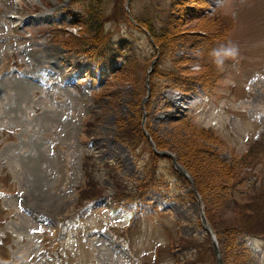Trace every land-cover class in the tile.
Instances as JSON below:
<instances>
[{
    "label": "rangeland",
    "instance_id": "374dc122",
    "mask_svg": "<svg viewBox=\"0 0 264 264\" xmlns=\"http://www.w3.org/2000/svg\"><path fill=\"white\" fill-rule=\"evenodd\" d=\"M173 1L103 0L118 79L74 0H0V264H264V0Z\"/></svg>",
    "mask_w": 264,
    "mask_h": 264
},
{
    "label": "trees",
    "instance_id": "16d2710c",
    "mask_svg": "<svg viewBox=\"0 0 264 264\" xmlns=\"http://www.w3.org/2000/svg\"><path fill=\"white\" fill-rule=\"evenodd\" d=\"M183 1L187 2V4H189L188 2H190V0H183ZM177 2L181 4V1L174 0L172 5L173 8H177L180 6ZM74 4H77L82 9L81 10L82 15L79 21L77 22L78 26H80L81 28V35L72 38L73 40L71 39L70 41L68 39L64 46L71 52L75 51L73 52L75 54L82 55L83 57L88 59L90 58V60H93L94 63L96 64H99L101 66L107 65L106 67L114 70V78L116 77L119 79L123 75L130 76L133 70L135 69L136 65L139 67L138 61H136L137 56L133 55V51L124 52V54L127 55H124L126 56V59L124 60L122 65L119 66V68L117 65H114L113 60H115L114 57L116 55L115 54L116 51L113 50L114 46H112L109 43L110 38L108 34H106L104 31L105 30L104 26L107 23L108 14L106 13L107 7L105 6V4H103V0H74ZM187 7L189 6L186 5V8ZM140 25L143 26V28L154 37V39H157L162 49L166 48V45L170 41V39L172 40L173 38V40H175L174 36L176 37L179 36L180 26H181V24H178V26L172 30V28L167 27L168 24L166 22H163L162 29L160 31H157L153 27V25L147 21L146 22L141 21ZM207 37L209 39L205 40L206 48L204 47V52L208 50L209 45L212 43L211 41H213V37L211 33ZM147 67L148 70L151 68L150 66ZM147 67L146 68L144 67V71L145 69L147 70ZM155 71L156 69H154L152 74H154ZM190 86L194 87V89H196L197 87L207 88V86H203L200 83L194 81L190 83L186 81L183 84L182 88L184 90L187 89L189 90ZM141 121L142 118H140V125L142 124ZM178 162L182 166H184L189 173H192L189 165L183 164L182 162H180L179 159ZM194 178L196 182L195 185L199 187L198 180H196L197 179L196 175ZM207 179L210 180L209 178ZM222 187L228 189L226 184L222 185ZM199 194L201 195L200 189H199Z\"/></svg>",
    "mask_w": 264,
    "mask_h": 264
},
{
    "label": "water",
    "instance_id": "95a60500",
    "mask_svg": "<svg viewBox=\"0 0 264 264\" xmlns=\"http://www.w3.org/2000/svg\"><path fill=\"white\" fill-rule=\"evenodd\" d=\"M147 136H148L149 140L151 141L150 136H149L148 134H147ZM166 155H167L168 157H171V158L173 159V163H174L175 166H177L178 168L180 167V166L178 165L177 161L175 160V158H174L171 154L166 153ZM179 171H180L183 175H185L184 170H182L181 168H179ZM214 247H215L216 254H217V256H218V260H220V258H221V257H220V252H219V249H218V246H217V243H216V242H214Z\"/></svg>",
    "mask_w": 264,
    "mask_h": 264
}]
</instances>
